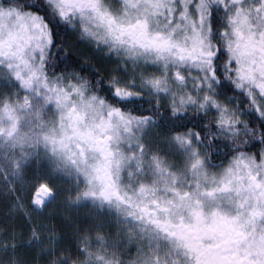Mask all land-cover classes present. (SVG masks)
<instances>
[{
  "label": "snow or ice",
  "instance_id": "1",
  "mask_svg": "<svg viewBox=\"0 0 264 264\" xmlns=\"http://www.w3.org/2000/svg\"><path fill=\"white\" fill-rule=\"evenodd\" d=\"M0 264H264V0H0Z\"/></svg>",
  "mask_w": 264,
  "mask_h": 264
}]
</instances>
